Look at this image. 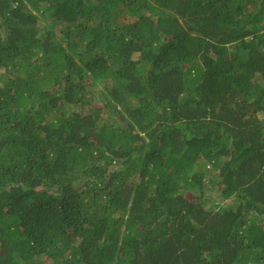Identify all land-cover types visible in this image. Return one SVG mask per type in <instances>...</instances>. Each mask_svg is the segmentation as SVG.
<instances>
[{"label": "trees", "instance_id": "1", "mask_svg": "<svg viewBox=\"0 0 264 264\" xmlns=\"http://www.w3.org/2000/svg\"><path fill=\"white\" fill-rule=\"evenodd\" d=\"M0 264H264V0H0Z\"/></svg>", "mask_w": 264, "mask_h": 264}, {"label": "rangeland", "instance_id": "2", "mask_svg": "<svg viewBox=\"0 0 264 264\" xmlns=\"http://www.w3.org/2000/svg\"><path fill=\"white\" fill-rule=\"evenodd\" d=\"M122 21H126L123 18H121ZM91 101V99H90ZM78 110V109H77ZM206 198H208L209 200H211L215 205H218L219 207L226 209L228 207L231 206V202L229 200H224L220 195H219V191L218 188L216 189H210L208 188L206 191Z\"/></svg>", "mask_w": 264, "mask_h": 264}]
</instances>
